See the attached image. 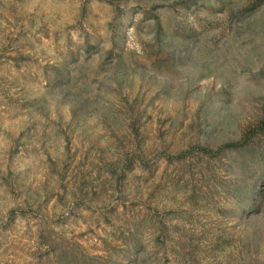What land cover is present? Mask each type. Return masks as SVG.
<instances>
[{"label":"rangeland","instance_id":"1","mask_svg":"<svg viewBox=\"0 0 264 264\" xmlns=\"http://www.w3.org/2000/svg\"><path fill=\"white\" fill-rule=\"evenodd\" d=\"M0 264H264V0H0Z\"/></svg>","mask_w":264,"mask_h":264}]
</instances>
